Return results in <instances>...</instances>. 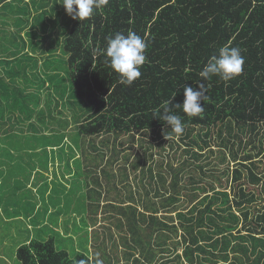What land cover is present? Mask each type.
I'll use <instances>...</instances> for the list:
<instances>
[{
	"label": "trees",
	"instance_id": "1",
	"mask_svg": "<svg viewBox=\"0 0 264 264\" xmlns=\"http://www.w3.org/2000/svg\"><path fill=\"white\" fill-rule=\"evenodd\" d=\"M14 1L0 0V15H18L0 28V79L7 70L12 87L0 92L5 98L0 99V190L19 191L23 183V190H37L45 204L28 201L31 210L23 216L37 226L38 236L18 247L21 264H96L98 259L104 264H264V173L258 165L264 157V0H108L83 21L67 13L53 21L50 8L56 14L66 11L58 0H23L28 9L12 6L6 12ZM44 14L50 15V40L41 39L32 24L27 41L21 32L29 16L43 23ZM10 24L20 41L9 36ZM129 31L147 45L141 76L131 86L120 83L105 54L108 37ZM53 35L61 43L58 49L47 46L55 42ZM225 45L242 50V74L229 81L202 78L209 59ZM59 50L61 60L55 57ZM201 84L204 112L189 117L176 106L183 104L184 88L199 90ZM167 105L185 123L183 134L154 116L163 115ZM15 119L28 122L26 128L16 126ZM73 142L83 151L66 147ZM251 143L255 154L245 151ZM136 144L143 155L133 152ZM56 159L66 175L51 170ZM231 162L246 173L231 170ZM202 182L205 187L198 186ZM199 191L206 193L202 199ZM189 194L192 205L181 203V195ZM76 200L81 211H69ZM56 201L61 208L46 212L44 207ZM103 201L101 216L117 232H105L101 244L92 239L93 256H88L65 242L78 235L75 223L90 228L99 222L82 215L96 206L93 215L99 216ZM41 208L45 216L35 222ZM11 210L0 208L3 221L21 218ZM241 218L243 227L235 231Z\"/></svg>",
	"mask_w": 264,
	"mask_h": 264
},
{
	"label": "rangeland",
	"instance_id": "2",
	"mask_svg": "<svg viewBox=\"0 0 264 264\" xmlns=\"http://www.w3.org/2000/svg\"><path fill=\"white\" fill-rule=\"evenodd\" d=\"M55 2L56 1L52 0L53 4ZM58 2H59V5L62 4V0H58ZM28 4L29 3H27V2H25L23 0L14 1L11 4H9L8 7H6L7 10L6 9L5 10H6V12L12 11V6L17 8V9H23V8L28 9ZM40 4H43V3L40 2ZM54 10H51V8H50V13H53L52 14L53 21L55 19L63 18V16L66 13V11H64V12H62V14L61 13L60 14H56V11H54ZM14 14L15 13L13 11L11 13V18L9 17L8 13L0 15V28L3 25V23H2L3 20L4 21L7 20L9 23H10V21H13L15 23V19H17L16 16H18V15H14ZM36 15H38V12H37ZM19 16L21 18H23L24 20H27L26 19V14L25 15L23 14V16H21V15H19ZM30 16L28 18V20H29L28 21V26L26 27V29L23 32H21L23 35L26 36L25 37L26 40L29 41V38L26 35V30L27 31L30 30L29 26H32V24H34V29L37 31V33L39 35H41V39H45L46 38V39L50 40V38L48 37V35L50 33V28H49L50 23L47 21V18H49L50 15L49 14H44V15H42L39 18V19H42L43 23L39 22V20H34L33 21V18H31ZM11 24H13V23H11ZM11 24L9 25V28H6V30L10 32L9 36L12 39H14V40L20 41L21 38H19V36H17L18 34L17 33H13V32L10 31V28L15 29L14 26H12ZM42 27L44 29H41ZM67 33H68V30L66 31V34ZM53 38L55 39V42L52 43V45L47 44V46H49V47L53 46V47H56L58 49L59 45L61 43H58L57 36L53 35ZM48 40H47V42H49ZM29 52H31V49H29ZM34 53H35L34 51L31 52V54H34ZM36 56H39V52L37 53ZM63 56H64L63 51L59 50L58 54L55 57H56L57 60H61L63 58ZM1 74L4 75V76L1 75L0 92L4 91V90H7V89L11 90L12 87L9 84V79H10L9 76H10V74L7 75V70L2 71ZM0 99H5V98L4 97H0ZM13 122L15 123L16 126L25 127V128H26V126L28 124V122H23V120L18 121L17 119H15ZM233 131H234V128H233ZM245 138H244V141H246ZM212 144L214 145L215 143L213 142ZM213 145H212V147H213ZM236 145H238V142H237ZM69 146H70V148H74V151L77 154H78V151H81V152L83 151L82 147L81 148L77 147L75 142L71 143L70 145H66V147H68V148H69ZM253 147H254L253 143H251L249 146H247L245 148V151L248 150V152L251 151V152H253L255 154L257 152V149L256 148L254 149ZM39 148H40V145H37V151H40ZM78 148H79V150H78ZM217 148H218V146H217ZM67 149L65 150V152H62V154H65L68 151ZM137 150H139L140 153L143 155V153H144L143 149L141 147L139 148L137 146V144H136L133 152L135 153ZM245 151L244 150H242V151L240 150V154L243 155L245 153ZM75 152H74V154H75ZM170 152H171V148L167 147V149H166V151L164 153L166 155H169ZM39 154H40L41 158L44 157V153L43 152H39ZM119 155L122 156V154H119ZM263 158L264 157L260 158L259 160H261V162L258 163L259 170L261 171V173H264V159ZM60 160L61 159L54 160V161H57V162L55 163V165H53L51 167V170L52 171L53 170L57 171L56 174L61 177L62 175H66V173H65V170H64V165H63V168H61L62 167L61 165L59 166V161ZM256 160H258V159H256ZM230 166H231V170H233L234 168L243 169L240 166V164H237V163L235 164L234 162H231ZM244 172L246 173L245 170H244ZM213 174L215 176L218 175L215 172ZM16 175L21 180L24 179L23 178L24 175H23V173L21 171L17 172ZM50 177H51V174H50ZM208 179L215 184V182H217L218 178L215 179V178H209L208 177ZM221 181L225 182L226 181V177L225 176L222 177ZM206 184H207V182H202L201 185H198V186L199 187H205ZM216 184L218 186L220 185L219 182H217ZM182 185L185 186V185H187V183L183 182ZM21 186H22V188H20L19 191H15L14 187H12L11 190H7L6 188L0 190V208H2V209L5 208V210H6L7 208L9 209V207L11 206V208L13 209V211L11 210L12 213H14L15 215L16 214L21 215V218H17L16 220L10 219L8 221H3L1 219V217H0V264H21V261L17 257V249H18V247L20 245L24 244V242L28 238L31 239V238H34V237L38 236V233L36 232L37 231V226L34 225L33 223H30V221L27 220L25 218V216H23V215L26 214V212H24V211L31 210L28 207V204H29L28 201L29 200H31L34 203L36 201L37 204L39 202V205L43 204L41 202V199H40V194L38 192H36L37 190H29L28 191L27 188L23 190V183H21ZM231 187H232L231 183H229V186H227V189L231 191ZM220 188L223 189L222 186H220ZM249 188L252 189V186L249 185ZM184 191L186 192V190H184ZM185 195H181V196L185 197V199H182L181 203H183L185 205H188V204L192 205V203L190 202V199H191L190 194L187 195V196H185ZM198 195H199L200 199H202L206 195V193H204L202 191H199ZM6 198L8 200L9 207L6 205ZM34 198H36V199L38 198V199L36 200ZM263 200H264V196H263ZM43 205H45V204H43ZM80 205H81V201L80 200L73 201L69 211L80 212L81 211ZM44 208H47L45 210L46 212H48V211L49 212L50 211L53 212L57 208L60 209L61 206H60L59 202L56 201L55 204L51 203V204H49L48 206H46ZM103 209H104V201L102 203V209L99 210L100 211L98 213L99 216L93 215V213H97V207L96 206H93L92 209L86 208V210H83V215H82L83 217L82 218L88 219V217H89L90 219H92V217H93L94 221H97V219L99 220V222L96 225H92L91 224L90 228H88L89 227L88 224H87V226H88L87 227L86 224H82L81 222L79 223L78 221H77V223H79V224H76L75 223L76 221L74 222L75 218L74 217L73 218L72 217H68V216H70V215H68L67 217L70 219L71 224L75 223L74 224V230H75V232H78V235L74 236V238L72 237L71 239L67 240L65 243H68L70 245L73 244L75 246V248H77L76 250H80V251L86 253L88 256H91V255L93 256L94 247L91 245L92 239H94L93 242L95 241L96 244H97V242H98V244H101V240L104 238V234L107 235L105 232L110 231V229H111L112 234L117 232V228L115 227V225L113 223L110 222V219L102 218L101 215L103 213V211H102ZM65 212H67V210ZM55 213H58V212H55ZM164 213H166V210L161 209V213L160 214L164 215ZM173 215H175V214H173ZM44 216L45 215H44L43 208H41L40 214L37 215V217L35 219V222H37L38 218H44ZM49 216H50L49 214L46 215V220L47 221H49ZM62 217H61V219H64V216H62ZM96 217H97V219H96ZM56 218H58V216H56ZM5 219L7 220L6 217H5ZM61 223H63V222H61ZM242 223H243V220L241 218V221H240V224L238 226V229H235V231H239L240 229H242V227H243ZM163 230H164V233H169L168 229H163ZM242 233L245 234V231H242ZM45 234H50L49 236H53L54 231L52 229H50V228H45ZM180 235H181V233H179L178 236L174 235V237H176L177 240L179 241V240H181L180 239ZM108 237H110V236H108ZM113 238H116V237L113 235ZM76 242H79L80 246L79 245L76 246ZM174 244H175V242L174 243H170L171 246H174ZM121 248L122 247L120 246V249ZM176 249H177L178 253H182V251H183L182 250V246H177ZM158 254L160 255L161 253L158 252ZM92 258L93 257L90 258V261H91ZM44 260L48 261L49 258L47 257ZM54 260L56 261V263H58V259H54ZM89 263L92 264L91 262H89ZM120 263H122V260L120 261ZM201 264H211V262H202Z\"/></svg>",
	"mask_w": 264,
	"mask_h": 264
},
{
	"label": "clouds",
	"instance_id": "3",
	"mask_svg": "<svg viewBox=\"0 0 264 264\" xmlns=\"http://www.w3.org/2000/svg\"><path fill=\"white\" fill-rule=\"evenodd\" d=\"M66 13L73 19L80 21L86 20L94 15L95 10L108 4V0H62ZM146 42L135 32L129 31L127 36L116 33L107 38L106 57L109 66L119 74L120 83L131 86L141 76L140 68L146 61L145 49ZM238 47L222 46L218 55L212 56L200 76L210 79L217 75L224 81H229L243 72L245 58ZM184 101L182 111L189 117L201 116L204 107L201 106V99H206L204 85L199 86V90L191 87L184 88ZM169 104V103H168ZM159 119L170 126L171 131L177 135L183 134L185 123L179 115L172 114L168 105L164 108V114H154ZM98 255V254H97ZM78 264H87V261L80 260ZM96 264H103L102 260H97Z\"/></svg>",
	"mask_w": 264,
	"mask_h": 264
},
{
	"label": "crops",
	"instance_id": "4",
	"mask_svg": "<svg viewBox=\"0 0 264 264\" xmlns=\"http://www.w3.org/2000/svg\"><path fill=\"white\" fill-rule=\"evenodd\" d=\"M232 254L234 255V253L232 252ZM231 257H233L231 254H229ZM226 264H228V263H226Z\"/></svg>",
	"mask_w": 264,
	"mask_h": 264
}]
</instances>
